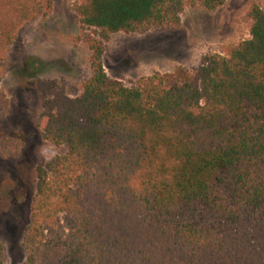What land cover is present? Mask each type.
Wrapping results in <instances>:
<instances>
[{
  "label": "trees",
  "instance_id": "trees-1",
  "mask_svg": "<svg viewBox=\"0 0 264 264\" xmlns=\"http://www.w3.org/2000/svg\"><path fill=\"white\" fill-rule=\"evenodd\" d=\"M224 0H78L90 76L38 84L42 136L22 264H264V9L249 37L187 71L125 86L102 64L118 32L176 29ZM52 0H0V59ZM0 264H4L0 242Z\"/></svg>",
  "mask_w": 264,
  "mask_h": 264
},
{
  "label": "rangeland",
  "instance_id": "rangeland-1",
  "mask_svg": "<svg viewBox=\"0 0 264 264\" xmlns=\"http://www.w3.org/2000/svg\"><path fill=\"white\" fill-rule=\"evenodd\" d=\"M78 0H52L51 10L27 22L0 59V242L4 264H22L23 230L35 192L36 167L65 146L43 139L39 83L55 81L71 96L80 94L90 76V52L79 39L73 9ZM264 9V0H224L213 12L186 6L176 29L158 27L144 33L118 32L104 41L106 74L125 86L152 74L192 71L206 55L249 37L247 10Z\"/></svg>",
  "mask_w": 264,
  "mask_h": 264
}]
</instances>
